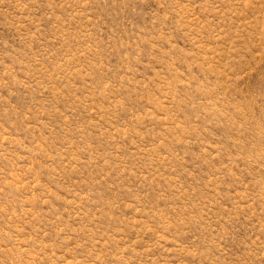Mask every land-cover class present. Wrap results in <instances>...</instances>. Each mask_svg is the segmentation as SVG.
<instances>
[{
    "label": "rangeland",
    "instance_id": "obj_1",
    "mask_svg": "<svg viewBox=\"0 0 264 264\" xmlns=\"http://www.w3.org/2000/svg\"><path fill=\"white\" fill-rule=\"evenodd\" d=\"M0 264H264V0H0Z\"/></svg>",
    "mask_w": 264,
    "mask_h": 264
}]
</instances>
